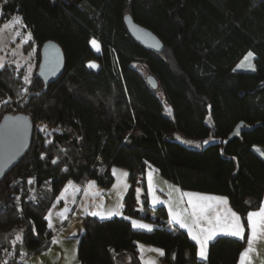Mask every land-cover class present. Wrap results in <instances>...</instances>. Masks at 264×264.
<instances>
[{
    "label": "trees",
    "instance_id": "1",
    "mask_svg": "<svg viewBox=\"0 0 264 264\" xmlns=\"http://www.w3.org/2000/svg\"><path fill=\"white\" fill-rule=\"evenodd\" d=\"M0 12V27L22 17L37 47L30 82L23 67L0 68V120L24 112L34 123L29 151L0 182V263L18 264L51 245L47 214L67 182L110 188L121 166L130 182L123 215L83 216L82 264H143L139 242L160 247L166 264H237L247 214L264 195V0H0ZM127 14L157 34L161 52L136 42ZM47 40L65 54L62 75L48 85L37 75ZM249 51L255 70L237 69ZM149 165L183 189L228 196L245 239L219 236L200 260L166 207L149 205ZM139 184L145 214L137 210ZM128 216L155 226L136 228ZM17 234L22 242L13 245Z\"/></svg>",
    "mask_w": 264,
    "mask_h": 264
},
{
    "label": "crops",
    "instance_id": "2",
    "mask_svg": "<svg viewBox=\"0 0 264 264\" xmlns=\"http://www.w3.org/2000/svg\"><path fill=\"white\" fill-rule=\"evenodd\" d=\"M150 176H151V180L149 179ZM145 179H146V193H147L149 205L151 207H157L160 205L165 206L168 212L169 223L172 226L180 227L178 224L173 222L172 213H177L182 215L184 221L189 225H191L193 222V216H192L193 210H192V206L188 203V201L190 199L199 201V197L197 196L189 197L185 195L186 193L199 194V196H213V197L226 198V203H219L217 201L208 202L217 205V207L213 211L212 219H215L216 211L220 212L221 214H227L229 210H231L232 212H236L241 217L240 213L235 208H233L228 196L223 194L183 189L179 185L166 179L161 174L159 169L154 165L148 166ZM71 182L73 181L67 182V184L69 185L68 187L70 188L73 187ZM82 185L85 188H88L87 190L90 193H92V195L90 193L89 195L85 194V196L83 197V202L81 203L80 202L81 198L78 197V195H75V193H73L72 191L71 194H67L66 191L65 195L63 192H61L57 200L53 204L52 208L47 214L49 225H51V227L55 232L51 240V245L45 251L39 254H29L23 256L20 259L21 262H19L18 264H82L78 256V246L81 237L85 233V224H84L83 216L86 213H92L93 211H98L101 213V215H99L98 217L102 219L113 217L107 215L108 212L113 211L111 210L112 205L109 206L110 205L109 203V205L107 204L105 206L100 207V205L97 204L95 199L98 198V195L95 194V197L93 196V193L99 191V185H97V183H95L94 181H87L85 182V184ZM129 185L130 182L128 178V187ZM153 198L157 199L158 203L153 204L152 203ZM79 204H82L81 208L78 207ZM103 207L106 209L105 211L102 209ZM261 207H264V195L260 205L249 212L259 211ZM122 215L123 212L122 214H119L117 216H122ZM127 218L131 221L133 226H134L133 222L151 225L152 228L155 226L153 222L143 217L128 216ZM241 220L243 221L242 217ZM204 226H207L206 222ZM136 228L145 229L140 227H136ZM181 229L186 231L189 237L191 238L188 229L186 228H181ZM245 234H246V228H245ZM250 234H251L250 227L248 226L246 245L243 251L241 252V254L244 253L248 247L247 240L250 237ZM219 236H227V235L219 234L215 237V239ZM213 240H210L208 242L207 255H209V245ZM194 242L196 243V241ZM196 245H197V256H198L199 245L197 243ZM254 248L256 249V251L250 253L252 264H264V241H259L255 243ZM138 249L143 264H149V262H154V264H166L162 262L161 253L157 251V250H162L160 247L139 242ZM241 254L239 256L237 264H241ZM198 258L200 259L199 256ZM202 261H206V260H202Z\"/></svg>",
    "mask_w": 264,
    "mask_h": 264
},
{
    "label": "water",
    "instance_id": "3",
    "mask_svg": "<svg viewBox=\"0 0 264 264\" xmlns=\"http://www.w3.org/2000/svg\"><path fill=\"white\" fill-rule=\"evenodd\" d=\"M124 22L131 36L144 48L155 53L163 50V41L152 30L134 21L129 14L124 16ZM40 55L37 75L48 85L62 75L65 54L57 41L47 40L41 46ZM147 81L152 88H158V82L153 75H149ZM33 135L34 123L30 114L19 112L3 115L0 120V182L29 151Z\"/></svg>",
    "mask_w": 264,
    "mask_h": 264
},
{
    "label": "snow or ice",
    "instance_id": "4",
    "mask_svg": "<svg viewBox=\"0 0 264 264\" xmlns=\"http://www.w3.org/2000/svg\"><path fill=\"white\" fill-rule=\"evenodd\" d=\"M5 2H7V0H5ZM0 15H2V12H0ZM21 22H22V17L17 18L15 21V23L17 24ZM28 36L29 39H31V33H29ZM92 44L94 46L97 45V41L93 39ZM253 56L254 54L252 52H249L245 59L247 60L249 58H252ZM90 66L97 67L95 64H92ZM2 67H4V65L0 64V68ZM248 67L251 68L253 71L255 70L254 65H252L251 63H249ZM24 79L26 82H30L27 76H25ZM23 91L26 93L27 89H23ZM20 146L21 147L23 146L22 143L20 144ZM42 158H43V154H42ZM52 162L56 163V160H53ZM149 179L151 180V176L149 177ZM31 182L32 180H29V183ZM65 191H67V188H65ZM185 195L189 197H193V196L199 197V201L192 199L188 201V203L192 206V210H193L192 224L189 225L188 223H186L182 215L177 213H172V219L173 222L178 224L181 228L188 229V232L191 235L192 240L196 241V243L199 245L198 256L200 257L201 260H207L208 242L210 240L215 239V237L219 234L236 237L241 240L245 239V225L244 222L241 220V217L236 212H232L231 210H229L227 214H221L220 212L216 211L215 219H212L213 211L215 210L217 205L208 202L217 201L219 203H226V198L213 197V196H199V194H194V193H186ZM152 203L156 204L158 203V200L153 198ZM119 214L120 213L116 211L107 213L108 216H114ZM91 215L99 216L101 215V213L98 211H93ZM205 222L207 226H204ZM133 223L134 226L136 227L145 228L148 230H151L152 228L151 225L140 224L138 222H133ZM247 224L250 227L251 234L247 240L248 247L245 250V252L241 254V264H252L250 253L256 251V249L254 248V244L259 241H264V207H261L259 211L249 212L247 215ZM16 242H22L21 235L19 234L16 235L15 240L12 241L13 245H15ZM157 251H159L161 255H163L162 250H157ZM4 264H7V261H5ZM149 264H154V262H149Z\"/></svg>",
    "mask_w": 264,
    "mask_h": 264
},
{
    "label": "rangeland",
    "instance_id": "5",
    "mask_svg": "<svg viewBox=\"0 0 264 264\" xmlns=\"http://www.w3.org/2000/svg\"><path fill=\"white\" fill-rule=\"evenodd\" d=\"M20 16H13L8 22H5L0 27V64H15L18 67H23L27 77L31 75L34 69L37 66L36 63V45L30 42L28 34L30 33L25 29L24 24L21 22L19 24L15 23L16 19ZM97 41V45H93L96 51L100 50V43L96 38H93ZM92 39V40H93ZM91 40V43H92ZM29 46L28 49H25V46ZM252 52V51H249ZM247 52L244 57L239 61L237 69H246L249 70L251 68L248 67L249 63L255 65L254 56L249 59H245L248 55ZM253 53V52H252ZM95 64L98 67L97 61H90L89 65ZM96 68V67H95ZM143 71L146 73V68H143ZM29 80V78H28ZM42 127H40L41 129ZM114 174V183L110 188H103L99 186V191L93 193L98 195L96 202L100 207L105 205H112L111 210L119 212L122 214L123 212V198L128 190V178H129V170L125 167L114 166L113 167ZM73 187H68L67 184L65 188H67V194H71V191L78 195L81 198L80 202H83V197L85 194L89 195L88 188H85L83 185L78 183L71 182ZM65 188L62 190L64 195L66 194ZM92 195V193H90ZM62 195V196H64ZM136 197H137V210L141 212V214H145L147 209L144 207L145 200V190L142 184H139L136 189ZM97 205V206H98ZM79 208L82 207V204L78 205ZM104 211L106 210L104 207L102 208ZM103 213V212H102ZM146 230V229H144Z\"/></svg>",
    "mask_w": 264,
    "mask_h": 264
},
{
    "label": "built area",
    "instance_id": "6",
    "mask_svg": "<svg viewBox=\"0 0 264 264\" xmlns=\"http://www.w3.org/2000/svg\"><path fill=\"white\" fill-rule=\"evenodd\" d=\"M11 258V254L9 252H6L5 254V259L8 260Z\"/></svg>",
    "mask_w": 264,
    "mask_h": 264
}]
</instances>
